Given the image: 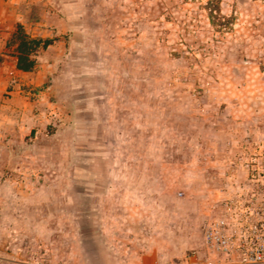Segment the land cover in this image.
<instances>
[{"label":"rangeland","instance_id":"1","mask_svg":"<svg viewBox=\"0 0 264 264\" xmlns=\"http://www.w3.org/2000/svg\"><path fill=\"white\" fill-rule=\"evenodd\" d=\"M2 1L44 45L0 90V264H212L264 160V0Z\"/></svg>","mask_w":264,"mask_h":264},{"label":"built area","instance_id":"2","mask_svg":"<svg viewBox=\"0 0 264 264\" xmlns=\"http://www.w3.org/2000/svg\"><path fill=\"white\" fill-rule=\"evenodd\" d=\"M244 175L231 178L218 212L202 228L212 264H264V160H240Z\"/></svg>","mask_w":264,"mask_h":264},{"label":"crops","instance_id":"3","mask_svg":"<svg viewBox=\"0 0 264 264\" xmlns=\"http://www.w3.org/2000/svg\"><path fill=\"white\" fill-rule=\"evenodd\" d=\"M12 7V8H11ZM13 6L0 0V90L10 80L7 73L13 74L20 81L21 77H28L30 70H19L15 67V46L16 44H8L10 42V27L17 16L12 11ZM25 83H29L28 81ZM20 84V83H15ZM1 107V106H0Z\"/></svg>","mask_w":264,"mask_h":264},{"label":"trees","instance_id":"4","mask_svg":"<svg viewBox=\"0 0 264 264\" xmlns=\"http://www.w3.org/2000/svg\"><path fill=\"white\" fill-rule=\"evenodd\" d=\"M210 1H207L204 8H207V15L210 17L211 23L213 21V12H218V6H210ZM222 23V22H221ZM15 40H17L15 46V67L19 70H30L34 64V54L37 51V47L44 45L42 40L37 38H31L22 32L20 28H17L14 34Z\"/></svg>","mask_w":264,"mask_h":264}]
</instances>
